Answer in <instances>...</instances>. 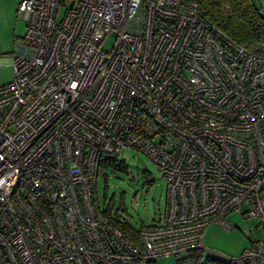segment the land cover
I'll list each match as a JSON object with an SVG mask.
<instances>
[{
	"label": "built area",
	"instance_id": "obj_1",
	"mask_svg": "<svg viewBox=\"0 0 264 264\" xmlns=\"http://www.w3.org/2000/svg\"><path fill=\"white\" fill-rule=\"evenodd\" d=\"M19 11L26 34L0 86V258L187 264L209 257L207 229H232V212L264 229V54L206 21L200 0H23ZM129 148L168 183L164 217L137 244L97 195L102 159ZM230 262L264 264V237Z\"/></svg>",
	"mask_w": 264,
	"mask_h": 264
},
{
	"label": "rangeland",
	"instance_id": "obj_2",
	"mask_svg": "<svg viewBox=\"0 0 264 264\" xmlns=\"http://www.w3.org/2000/svg\"><path fill=\"white\" fill-rule=\"evenodd\" d=\"M23 0H0V86L13 79L14 51L16 44L26 34L27 23L23 19L20 4ZM264 13V0H254ZM113 37L109 36L102 48L110 51ZM264 50V44H263ZM128 165V172L108 170L107 181L99 175L97 195L99 205L114 202V213L119 211L121 220L137 229L150 225L164 217L168 183L158 166L144 153L125 149L119 156ZM233 226L226 229L219 224H211L206 231L204 246L209 257L225 262L239 257L252 240L264 237V229L259 228L256 217L243 216L235 211L227 216ZM156 264H179L174 256L162 257Z\"/></svg>",
	"mask_w": 264,
	"mask_h": 264
},
{
	"label": "trees",
	"instance_id": "obj_3",
	"mask_svg": "<svg viewBox=\"0 0 264 264\" xmlns=\"http://www.w3.org/2000/svg\"><path fill=\"white\" fill-rule=\"evenodd\" d=\"M201 14L210 24L217 27L237 44L244 48L264 54V13L254 0H200ZM108 170L128 172V165L118 156L105 157L100 163V174L106 181ZM103 215L117 226L134 244L138 242V229L130 223L121 220L119 211L114 213V202L110 201L103 210ZM179 264H186L178 261ZM0 264H7L0 258ZM187 264H233L223 260L205 257L203 250L190 254Z\"/></svg>",
	"mask_w": 264,
	"mask_h": 264
}]
</instances>
